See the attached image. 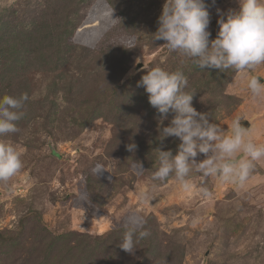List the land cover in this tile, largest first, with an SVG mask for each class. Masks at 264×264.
I'll return each mask as SVG.
<instances>
[{
	"label": "rangeland",
	"instance_id": "obj_1",
	"mask_svg": "<svg viewBox=\"0 0 264 264\" xmlns=\"http://www.w3.org/2000/svg\"><path fill=\"white\" fill-rule=\"evenodd\" d=\"M165 2L0 0V97L28 96L19 131L0 138L24 165L0 183V264H264V161L243 187L195 172L189 191L174 176L151 179L155 149L176 155L180 143L158 139L172 114L161 125L137 87L155 67L182 71L210 122L227 131L249 120L264 144V103L241 73L202 70L153 39ZM238 7H210V41ZM250 74L264 83V65ZM142 190L152 192L147 203ZM132 215L150 234L128 253L119 244Z\"/></svg>",
	"mask_w": 264,
	"mask_h": 264
},
{
	"label": "clouds",
	"instance_id": "obj_2",
	"mask_svg": "<svg viewBox=\"0 0 264 264\" xmlns=\"http://www.w3.org/2000/svg\"><path fill=\"white\" fill-rule=\"evenodd\" d=\"M215 3L216 0L211 4L206 0H166L153 39L165 41L170 52L188 58L202 70L231 69L241 73L253 100L264 103V83L259 76L250 74L264 65V0H237L238 10H230L226 18L218 20L217 37L210 41L209 9ZM137 87H143L148 94L149 104L160 114L161 125L172 114L168 126L158 129V139L163 142L175 137L180 141L176 155L163 150V145L155 149L159 166L152 173L153 181L164 183L174 176L180 187L189 191L193 187L189 177L195 172L205 179L217 177L222 184L243 187L256 163L264 161V144L256 142L251 129L242 126L240 117L234 118L225 131L193 107L195 92L188 90V79L182 71L155 67L142 76ZM27 100V94L0 97V138L19 131L17 122L25 115ZM126 147L130 152L136 150L134 143ZM199 154L205 158L198 161ZM23 166L19 148L0 139V183L6 184ZM138 195L141 203L152 199L151 190H142ZM144 223L137 215L128 218L119 244L123 251L132 253L138 240L150 234Z\"/></svg>",
	"mask_w": 264,
	"mask_h": 264
},
{
	"label": "water",
	"instance_id": "obj_3",
	"mask_svg": "<svg viewBox=\"0 0 264 264\" xmlns=\"http://www.w3.org/2000/svg\"><path fill=\"white\" fill-rule=\"evenodd\" d=\"M241 124L245 128H250L251 127V122L249 120L241 121Z\"/></svg>",
	"mask_w": 264,
	"mask_h": 264
}]
</instances>
